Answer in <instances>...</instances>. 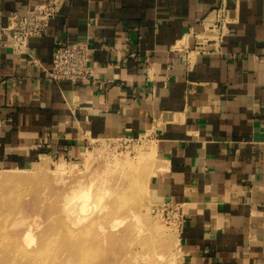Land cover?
Masks as SVG:
<instances>
[{
	"label": "crops",
	"instance_id": "1",
	"mask_svg": "<svg viewBox=\"0 0 264 264\" xmlns=\"http://www.w3.org/2000/svg\"><path fill=\"white\" fill-rule=\"evenodd\" d=\"M44 1L0 0V164L147 136L152 199L181 206V264H264V0H58L14 51L9 14ZM61 39L89 42L96 83L50 79Z\"/></svg>",
	"mask_w": 264,
	"mask_h": 264
},
{
	"label": "rangeland",
	"instance_id": "2",
	"mask_svg": "<svg viewBox=\"0 0 264 264\" xmlns=\"http://www.w3.org/2000/svg\"><path fill=\"white\" fill-rule=\"evenodd\" d=\"M150 144L147 136L96 140L79 159L71 162L60 163L46 159L48 166H40L41 160L35 165L24 168H8L0 164V229L6 225V229L13 236H18L22 232L19 235V239L22 242L26 240L23 237V231L30 225L33 226L32 233L34 236H32L37 239V242L40 238L49 239L54 234L56 236L54 242L46 246V249H44L46 252L40 257V259H45V262H50L61 256L63 259H67L72 252V256L69 257L72 264H96L100 258H103L107 264H181L179 226L174 210L169 207H163L164 203L156 202L152 199L149 179L147 182L145 181V186H139L136 181H133L135 183L134 186L128 185L127 188L126 185L131 178L136 179L141 175L146 177L153 172L155 155L153 151L151 155L148 152L146 154V149ZM32 168L34 170H29ZM10 175H25L26 177L21 181H12L8 179ZM77 181L89 183L94 194L90 215L85 220L87 222L74 226L64 219L67 213L65 211V194ZM137 196H140L138 197L139 199H136ZM123 197L124 200L130 197L131 201L125 202L122 200ZM132 202L138 204L134 206L141 216L144 215L142 216L144 220L147 218L145 227L147 226L150 230L146 229L138 232L135 225L137 222H134L130 216L123 223L110 226L116 216H124L129 211V208L133 206ZM141 203L144 204L142 205ZM8 213L12 216L7 217ZM16 215L17 217L14 218ZM94 218H98L99 221H95ZM16 219H18L19 224ZM92 219L93 221H91ZM5 220L7 222H4ZM20 221H23L25 225L22 222L20 224ZM35 222L39 224L38 229L36 228L37 226H34ZM90 222H96V224H94L95 226L92 230L85 231L84 225H88ZM16 224L19 226L18 228H16ZM67 228L71 230L68 231ZM58 230H60L59 234ZM71 232H73L72 235L69 234ZM146 232H150V235ZM141 233L144 234L142 235ZM151 233L154 236L152 240L157 239V245L155 246L157 249L153 246H146L145 240L152 235ZM89 240L94 242L93 249L97 247L100 252L97 250L98 253L93 254L92 248L89 249L83 246ZM99 242H102L103 245L100 246ZM105 242H107L106 245L104 244ZM28 249L31 250V246ZM86 251L91 256H86ZM146 251L148 254L151 252L149 260L141 258L143 255L145 256ZM139 252L143 254L141 255ZM106 253H108L107 258L105 257ZM113 253L116 254L113 255ZM128 253L130 255H127ZM159 254L162 255L160 257L161 261H159L160 258L157 260ZM83 255L87 258L84 257V262L82 261L84 259H81ZM115 255L117 256L115 257ZM7 256V252L2 251L0 264H7Z\"/></svg>",
	"mask_w": 264,
	"mask_h": 264
},
{
	"label": "bare ground",
	"instance_id": "3",
	"mask_svg": "<svg viewBox=\"0 0 264 264\" xmlns=\"http://www.w3.org/2000/svg\"><path fill=\"white\" fill-rule=\"evenodd\" d=\"M149 148V149H148ZM143 149H145V148H143ZM152 151H153V145L152 144H150V145H148V147H147V149H146V154H147V152L148 153H150V155L152 154ZM142 154V153H141ZM144 155H145V153H144ZM119 163V162H118ZM129 164V163H128ZM48 166V164H47V162L43 159L42 160V163L40 164V166ZM128 166V165H127ZM43 168V167H42ZM29 170H34L33 168L32 169H29ZM49 170V169H48ZM58 170V169H57ZM134 170V169H133ZM132 170V171H133ZM149 172V171H148ZM140 174V173H139ZM130 176V175H129ZM26 176L24 175V176H20V175H10V178H8V179H10V180H12V181H21V180H23L24 178H25ZM116 177H118V176H116ZM149 177H150V175H147L146 177H145V175H141L140 177H138V178H136V179H128L129 180V183L127 184L126 183V185H127V188H128V185H132V186H134L135 185V183L133 182V181H136V183L139 185V186H145L144 185V183H145V181L147 182L148 181V179H149ZM1 179V178H0ZM123 182V181H122ZM123 186H124V184H123ZM118 187V186H117ZM126 187V186H125ZM124 188V187H123ZM120 190V189H119ZM126 193V192H125ZM93 190H92V188H91V185H89V183H85V182H83V181H77L75 184H73L72 186H71V189L70 190H68L67 191V193L65 194V205H66V207H65V211L67 212H65L66 214H65V217H64V219L66 220V221H69L70 223H71V225H74V226H79V225H82L84 222H87V221H85L86 219H88V217H89V215H90V207H91V204H92V201H93ZM142 195V194H141ZM143 196V195H142ZM138 197H140V196H137L136 197V199L138 198ZM121 198V197H120ZM139 199V198H138ZM141 199H142V197H141ZM115 200V199H114ZM122 200H124V197L122 198ZM128 200H130L131 201V198L130 197H127L124 201L126 202V201H128ZM133 200H134V198H133ZM145 201V200H144ZM114 202V201H113ZM136 202V201H135ZM135 202H132V204H133V206L132 207H130L129 208V211L127 212V213H125L124 214V216L123 215H120V217H119V215L118 216H116L113 220H112V225H110V226H114V225H117L118 223H123V221L126 219V218H128V216H130V217H132V219L134 220V222L136 221L137 223H135V225H136V227H137V229H138V232L140 231V232H142V231H144V230H146V229H149V228H147V226L145 227V224L147 223V218L144 220V217L142 218V216H144V215H142L141 216V214H139L138 213V211H137V208L134 206L135 204H137V203H135ZM138 202V201H137ZM140 202V201H139ZM122 204V203H121ZM142 205L144 204V203H141ZM141 204H139V205H141ZM138 205V204H137ZM128 206V205H127ZM113 207V206H112ZM121 207V206H120ZM22 208V207H21ZM92 208V207H91ZM20 209V208H19ZM125 209V208H124ZM106 210V209H105ZM6 213V212H5ZM12 214H13V212H12ZM17 214H18V212H17ZM115 214V213H114ZM5 215V214H4ZM3 215V216H4ZM21 216H22V214H20ZM24 215V214H23ZM54 215V214H53ZM117 215V214H116ZM146 215V214H145ZM10 216V213H8V216L7 217H9ZM12 216V215H11ZM10 216V217H11ZM18 216H19V214H18ZM100 216V215H99ZM122 216V217H121ZM147 216V215H146ZM5 217V216H4ZM17 217V215L14 217V218H16ZM20 217V216H19ZM92 217V216H91ZM1 218V217H0ZM22 218V217H21ZM100 218H102V217H100ZM5 219H7V218H5ZM14 220V219H13ZM17 220V222H18V219H16ZM20 220V219H19ZM94 220L96 221V220H98V218L96 219V218H94ZM24 221V220H23ZM23 221H20V224H21V222H22V224H24V222ZM91 221H93V219L91 220ZM99 221V220H98ZM146 221V222H145ZM149 221V220H148ZM4 222H7V220H5ZM16 222V223H17ZM108 222V221H107ZM99 223H101V222H99ZM133 223V222H132ZM7 225H8V223H6ZM12 224V223H11ZM10 224V225H11ZM18 224H19V222H18ZM94 224H96V222L94 223V222H90L88 225L86 224V225H84L85 227H84V229H85V231L87 230V231H89L90 229L92 230L93 229V227L95 226ZM103 224V223H102ZM13 225H15V224H13ZM17 225V224H16ZM25 225V224H24ZM65 225V224H64ZM104 225V224H103ZM131 225H133V224H131ZM22 226V225H21ZM34 226H37L36 228L38 229V227H39V224L37 223V222H35L34 223ZM99 226V225H98ZM11 227H12V225H11ZM14 227V226H13ZM19 226L17 225L16 226V228H18ZM32 225H30L26 230H24L23 231V237L26 239V240H24V242H22V240L20 241V234H22V232H20V234H18V236H13L10 232H9V230L8 229H6L7 228V226L6 225H4L3 226V228L2 229H0V256L2 255V251H5V252H7V254H8V256H7V258H6V260H7V264H72V262H70L71 261V259L69 258V257H71L72 256V252H71V255L69 256V257H67V259L66 258H62V256L61 257H58V258H55L54 260H52V261H50V262H45L46 260L45 259H43V258H41L40 259V257L43 255V253L44 252H46V251H44V249H46V246H48V245H50L52 242H54V238L56 237V236H54V234H53V236H51L49 239L47 238V239H44V238H40L39 240H38V242H37V239L36 238H33V231H32ZM133 227V226H132ZM149 227V226H148ZM15 228V227H14ZM111 228V227H110ZM68 229V228H67ZM100 229V228H99ZM134 229V228H133ZM60 230H61V228H60ZM60 230H58L57 232H58V234L60 233ZM71 229L69 228L68 229V231H70ZM101 230V229H100ZM105 230V229H104ZM103 230V231H104ZM150 230V229H149ZM148 230V231H149ZM153 230V229H152ZM74 231V230H73ZM155 231H157V230H155ZM155 231H153V232H155ZM77 232V231H76ZM105 232V231H104ZM72 233L73 232H71V233H69V234H71L72 235ZM84 233V232H83ZM90 233V232H89ZM119 233V232H118ZM132 233V232H131ZM146 233H150V232H146ZM156 233V232H155ZM80 234H82V233H80ZM87 234V233H86ZM85 234V235H86ZM142 235L144 234V233H141ZM152 234V233H151ZM157 234V233H156ZM33 235V236H32ZM75 235V234H74ZM78 235V234H77ZM141 235V236H142ZM150 235V234H149ZM155 235V234H154ZM146 236V235H145ZM75 237H77V236H75ZM96 237H98V236H96ZM105 237V236H104ZM154 236H153V234L150 236V237H148L145 241V243H146V246L147 247H151V246H153V247H155L156 245H157V239H154V240H152V238H153ZM105 239V238H104ZM160 240H162L161 238H159ZM106 240V239H105ZM159 240V241H160ZM20 241V242H19ZM36 241V242H35ZM86 242V241H85ZM88 242V241H87ZM35 243H37L36 245H35ZM93 240H89V242L88 243H85V244H83V246H86L87 248H92L93 249ZM100 244V246H102L103 244H102V242H99ZM106 243L107 242H105L104 244L106 245ZM145 243H143V244H145ZM154 243H156V244H154ZM159 244V243H158ZM98 245V246H99ZM29 246H31V250H29L28 249V247ZM54 246H55V244H54ZM97 247H95V249H93V250H91V251H94L93 252V254L94 253H98L97 252V250H98V248L96 249ZM100 248V247H99ZM144 248H146V247H144ZM156 248V247H155ZM9 249H10V251H9ZM57 249V248H56ZM89 249H88V252H89ZM147 249V248H146ZM149 249V248H148ZM157 249V248H156ZM95 250H96V252H95ZM144 250V249H143ZM142 250V251H143ZM99 251V250H98ZM104 251V250H103ZM114 251V250H113ZM149 251V250H148ZM153 251V250H152ZM157 251V250H156ZM100 252V251H99ZM57 253V252H56ZM85 253H87V251L85 252ZM104 253H105V251H104ZM130 253V252H129ZM127 254V255H130V254ZM140 253V252H139ZM151 253V252H150ZM150 253L148 254L147 253V251H146V254H145V256L143 255L141 258H143L144 260H149L150 259ZM46 254V253H45ZM82 254V253H81ZM83 254H84V252H83ZM107 255L105 256L106 258L108 257V253H106ZM114 254H116V253H113V255ZM137 254H138V251H137ZM141 254V253H140ZM139 254V255H140ZM143 254V253H142ZM141 254V255H142ZM85 255V254H84ZM83 255V258H81V259H84V260H82L83 262L85 261V256ZM118 255V254H117ZM117 255H115V257L117 256ZM136 255V254H135ZM152 255V254H151ZM164 255V254H163ZM86 256H91V255H89V253H87L86 254ZM137 256V255H136ZM162 255H158L157 256V260L161 257ZM48 257V256H47ZM50 257V256H49ZM55 257V256H54ZM85 257V258H84ZM132 257V256H131ZM139 257V256H138ZM39 258V259H38ZM140 258V259H141ZM87 259V258H86ZM138 259V258H137ZM165 259V258H164ZM142 260V259H141ZM140 260V261H141ZM152 260H153V258H152ZM143 261V260H142ZM159 261H161V258H160V260ZM158 261V262H159ZM164 261V260H163ZM79 262H81V261H79ZM135 262V261H134ZM137 262V261H136ZM144 262V261H143ZM157 263V262H156ZM165 263V262H164ZM96 264H107L105 261H104V259L103 258H100V260H99V262L98 263H96ZM155 264V263H154ZM157 264H159V263H157Z\"/></svg>",
	"mask_w": 264,
	"mask_h": 264
},
{
	"label": "built area",
	"instance_id": "4",
	"mask_svg": "<svg viewBox=\"0 0 264 264\" xmlns=\"http://www.w3.org/2000/svg\"><path fill=\"white\" fill-rule=\"evenodd\" d=\"M60 8L58 0H47L34 4L27 13L21 10L12 11L8 16V24L1 29L10 38L14 51L20 54L30 53L29 40L44 34L50 21L58 15ZM90 48L88 41L56 40L52 64L47 70L50 79L57 82L70 80L73 83L92 80L96 83L95 70L91 65ZM99 85L101 86L102 82ZM162 206L174 210L178 226H180L181 206L175 202Z\"/></svg>",
	"mask_w": 264,
	"mask_h": 264
}]
</instances>
